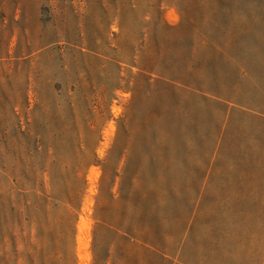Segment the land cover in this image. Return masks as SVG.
I'll return each mask as SVG.
<instances>
[{
  "label": "rangeland",
  "instance_id": "1",
  "mask_svg": "<svg viewBox=\"0 0 264 264\" xmlns=\"http://www.w3.org/2000/svg\"><path fill=\"white\" fill-rule=\"evenodd\" d=\"M0 264H264V0H0Z\"/></svg>",
  "mask_w": 264,
  "mask_h": 264
},
{
  "label": "bare ground",
  "instance_id": "2",
  "mask_svg": "<svg viewBox=\"0 0 264 264\" xmlns=\"http://www.w3.org/2000/svg\"><path fill=\"white\" fill-rule=\"evenodd\" d=\"M92 178H93V177H92ZM92 180H93V179H92ZM83 233H84V234H82V235H84V236H85V232H83ZM81 247H82V245H81ZM83 252H84V251H83ZM85 254H87V253H85V252H84V255H85Z\"/></svg>",
  "mask_w": 264,
  "mask_h": 264
}]
</instances>
